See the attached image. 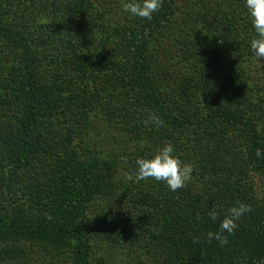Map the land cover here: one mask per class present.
Returning <instances> with one entry per match:
<instances>
[{"label":"trees","instance_id":"obj_1","mask_svg":"<svg viewBox=\"0 0 264 264\" xmlns=\"http://www.w3.org/2000/svg\"><path fill=\"white\" fill-rule=\"evenodd\" d=\"M254 38L245 0H0V264H264ZM166 143L186 187L126 179Z\"/></svg>","mask_w":264,"mask_h":264},{"label":"clouds","instance_id":"obj_2","mask_svg":"<svg viewBox=\"0 0 264 264\" xmlns=\"http://www.w3.org/2000/svg\"><path fill=\"white\" fill-rule=\"evenodd\" d=\"M162 6L163 0H121L122 11L130 18L150 20ZM245 6L256 33V38L250 43L252 54L258 59H264V0H245ZM149 119L157 127L163 123L154 113L150 115ZM255 154L258 158L264 157V149L258 148ZM135 163V173L126 177L128 181L139 183L152 179L165 183L172 192L186 187L192 180L195 171L194 164L186 163L176 155V148L171 143H166L151 157L137 158ZM251 211L249 205L237 202L221 221L219 231L207 234L208 241L216 240L221 246L226 245L228 238L224 234H233L238 227L237 221ZM209 217L216 220V212H210Z\"/></svg>","mask_w":264,"mask_h":264},{"label":"rangeland","instance_id":"obj_3","mask_svg":"<svg viewBox=\"0 0 264 264\" xmlns=\"http://www.w3.org/2000/svg\"><path fill=\"white\" fill-rule=\"evenodd\" d=\"M117 255V254H116Z\"/></svg>","mask_w":264,"mask_h":264}]
</instances>
